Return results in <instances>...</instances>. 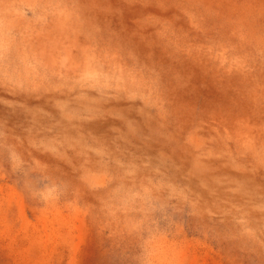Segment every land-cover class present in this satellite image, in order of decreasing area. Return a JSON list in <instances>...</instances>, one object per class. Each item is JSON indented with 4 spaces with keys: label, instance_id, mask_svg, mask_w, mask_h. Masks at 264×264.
<instances>
[{
    "label": "rangeland",
    "instance_id": "1",
    "mask_svg": "<svg viewBox=\"0 0 264 264\" xmlns=\"http://www.w3.org/2000/svg\"><path fill=\"white\" fill-rule=\"evenodd\" d=\"M263 90L264 0H0V264H264Z\"/></svg>",
    "mask_w": 264,
    "mask_h": 264
},
{
    "label": "bare ground",
    "instance_id": "2",
    "mask_svg": "<svg viewBox=\"0 0 264 264\" xmlns=\"http://www.w3.org/2000/svg\"><path fill=\"white\" fill-rule=\"evenodd\" d=\"M14 1V0H13ZM18 0H16V2H17ZM5 4H7V3H5ZM17 4H15V6H16ZM3 10H7V7L5 6V5H3V9H2V11ZM4 12H6V15L8 14L7 13V11H4ZM1 14H2V12H1ZM62 16V14L59 12L58 13V15H55V17H57V19L58 20H60L61 18H59V17H61ZM192 21V20H191ZM60 22V21H59ZM193 22V21H192ZM59 24V23H58ZM196 26V25H195ZM191 27H193V26H191ZM58 29V30H57ZM66 31L65 30V28L64 27H62L61 26V28L60 27H57V28H55V33H58L59 31ZM67 32H69V31H67ZM191 33H193L192 32V28H191V31H190ZM64 34V33H63ZM162 34V33H161ZM192 38V37H191ZM190 40H198V38H196V37H193L192 39H190ZM175 41V40H174ZM201 40H199V43H190L188 40H187V43L183 40V45H181V44H177L178 45V49L181 51V55L180 56H178V57H182V58H180V59H178L179 61H186V63H189V60H190V58H192V57H194V53H201L200 52V50H207L208 51V53L209 54H211V57L212 58H214V57H216L218 60H219V62H216L215 61V65L216 66H218L216 69L217 70H221L222 72H224L225 70L226 71H229V72H233L235 69L237 70V71H239V73H242V74H240V76L242 77H249L248 76V74H247V70L245 71V70H243L242 68H241V66L239 65V64H234V62H235V60H236V55L237 54H239V53H237V50L235 49V48H237L236 46H234L233 44H235V42L233 41V44H232V42H231V40H228L227 39V41L225 42V40H224V44H222L221 46H219V47H216V48H214L212 45L209 47V48H200V46H203V45H200V43L202 42H200ZM197 45V46H196ZM210 45V44H209ZM230 46H232V49H230ZM197 47H199L198 49H195V48H197ZM192 49H195L193 52L194 53H192ZM235 49V50H234ZM234 50V51H233ZM238 50L241 52V49H240V47H238ZM233 51V53H231ZM54 54H56L55 52H54ZM54 54H51L50 55V57L52 56H54ZM241 54L242 55H245L243 52H241ZM240 54V55H241ZM57 55V54H56ZM196 57H199L198 55L196 56ZM200 58V57H199ZM212 58H211V60H212ZM115 59V58H114ZM159 59L160 60H162L163 61V58H162V55L159 57ZM215 59V58H214ZM133 60H135V61H137V57H135V58H133ZM188 60V61H187ZM176 61V60H175ZM208 61H209V58H208ZM255 62V61H254ZM164 63V62H163ZM257 65V64H256ZM173 66H174V69L175 70H178L179 71V73H180V78H182V76L184 75V73L186 74V75H188V71L186 70V71H184V72H182L179 68H177L176 67V65L175 64H173ZM122 67V68H121ZM120 68H117L118 70H117V73H116V76H115V78H117L118 79V84H122V85H124V84H129V83H131L132 81H134V80H137L138 82H140L141 83V85L142 84H146V81H145V79H146V77L145 76H148V75H151L152 76V74L148 71V73L146 72V71H144L143 69H142V71L141 70H139V71H137V70H135L136 68H133V69H128V68H125V67H123V66H121ZM83 68H85V69H89V72L90 73H93V71H94V69H95V67H94V65H90V63L89 62H86L85 64H84V67ZM83 68H81V69H83ZM112 68H115V66H113ZM90 69H92V70H90ZM148 70V69H147ZM156 70H158L157 71V74H159L160 76H161V79H163V83H165L166 84V81H168V79H167V77H168V75L166 76V74H165V71H163V69H161L160 68V66H158L157 68H156ZM224 70V71H223ZM194 71H197V70H193V72ZM255 71V70H254ZM260 72H258L257 74L258 75H260L259 74ZM163 74V75H162ZM205 74H207V73H205ZM244 75H246V76H244ZM166 76V77H165ZM192 76V75H191ZM176 77V76H175ZM174 77V78H175ZM173 78V79H174ZM172 79V81H171V84L172 85H174L175 83H178L179 84V79H177V77L175 78V80H173ZM243 83H246V80H243L242 81ZM180 85H182L181 84V82H180ZM175 86H177V84L175 85ZM179 86V85H178ZM177 86V88H180L181 89V87L179 86L178 87ZM184 87V86H183ZM148 95H149V97H150V100H151V102H152V104H157V107H158V110L160 111V113L161 114H165L166 113V104L164 103V100H162L161 99V97H160V94H158V93H156V89H154L153 88V86H148ZM177 93H179L178 91H176ZM175 92V93H176ZM261 92H264V90L263 91H261ZM155 94V96H154V94ZM181 96V95H180ZM154 97V98H153ZM173 98V97H172ZM175 98V100H177V98L179 99L180 97H174ZM161 99V100H160ZM165 99V98H164ZM182 101H185V95H183L182 97H181V101H179L180 102V107L184 110V108H186L185 106H182L181 105V102ZM250 104H252V106L250 107L253 111H254V113H255V110L257 111V115H256V113H255V118L253 119V120H255V121H259V118H261L262 116L260 115V114H262V113H264L263 111L264 110H262V108H260V107H262V106H259V102L258 101H256V99L255 100H253V102H250ZM244 105V104H243ZM247 106V105H246ZM248 108V106L246 107V112H247V109ZM210 109H213V106H208V105H206V107H204V110H205V113H208V111ZM170 111V109L169 108H167V112H169ZM197 110H195V108H193V109H191L190 110V112H188L189 113V115H191V116H188L189 117V120H192V119H194V118H198V117H201L202 118V114L201 113H198V112H196ZM233 110H230V114H226V115H224V117H223V119L224 118H226V119H230V121L233 123V125L229 128L228 126L229 125H226L229 129H227V132H230V133H234V136H235V138H236V140H237V142L238 143H240V144H242V143H244V141L246 140V138H245V136L246 135H249V133L247 132V131H245L244 129V123L245 122H249V123H251V120H252V117H249V116H247V115H245V113L243 114V117H242V114H235V113H233L232 112ZM195 112V113H194ZM258 116H259V118H258ZM211 118H212V126H213V128L214 127H216V130H220L221 128L220 127H222L223 126V122H220V120H219V114L217 113V114H215V113H213L212 114V116H210ZM182 119V118H181ZM181 119L180 118H178V120H179V122H181L180 123V126H184L185 127V124L184 123H182V121H181ZM188 119H185V121H187ZM234 120L236 121V123L234 124ZM218 122H220V124L221 125H218ZM247 122V123H248ZM243 124V125H242ZM212 126H210V127H212ZM247 126H249V125H247ZM206 128V127H205ZM190 134L192 135V136H194L196 139H199V132H196V131H191L190 132ZM192 136H189L191 139L193 138L194 139V137H192ZM236 142V143H237Z\"/></svg>",
    "mask_w": 264,
    "mask_h": 264
}]
</instances>
